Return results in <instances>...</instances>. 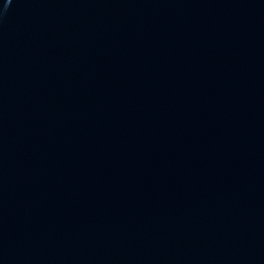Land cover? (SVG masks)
I'll return each mask as SVG.
<instances>
[{"label":"water","instance_id":"1","mask_svg":"<svg viewBox=\"0 0 264 264\" xmlns=\"http://www.w3.org/2000/svg\"><path fill=\"white\" fill-rule=\"evenodd\" d=\"M0 264H264V0H0Z\"/></svg>","mask_w":264,"mask_h":264}]
</instances>
